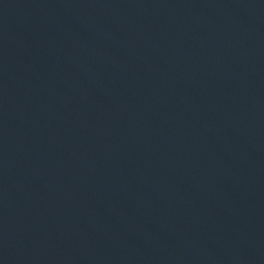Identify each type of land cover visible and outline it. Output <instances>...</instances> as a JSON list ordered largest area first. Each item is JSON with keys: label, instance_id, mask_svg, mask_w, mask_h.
Instances as JSON below:
<instances>
[{"label": "water", "instance_id": "obj_1", "mask_svg": "<svg viewBox=\"0 0 264 264\" xmlns=\"http://www.w3.org/2000/svg\"><path fill=\"white\" fill-rule=\"evenodd\" d=\"M0 264H264V0H0Z\"/></svg>", "mask_w": 264, "mask_h": 264}]
</instances>
